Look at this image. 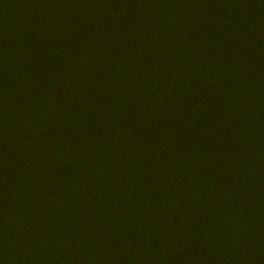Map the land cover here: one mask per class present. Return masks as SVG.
Segmentation results:
<instances>
[{"label":"trees","instance_id":"trees-1","mask_svg":"<svg viewBox=\"0 0 264 264\" xmlns=\"http://www.w3.org/2000/svg\"><path fill=\"white\" fill-rule=\"evenodd\" d=\"M0 264H264V0H0Z\"/></svg>","mask_w":264,"mask_h":264}]
</instances>
